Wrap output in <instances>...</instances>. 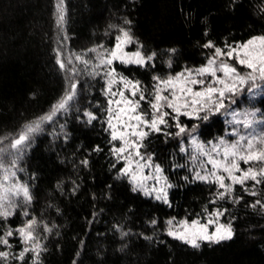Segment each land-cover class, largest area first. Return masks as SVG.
I'll list each match as a JSON object with an SVG mask.
<instances>
[{"label": "trees", "instance_id": "trees-1", "mask_svg": "<svg viewBox=\"0 0 264 264\" xmlns=\"http://www.w3.org/2000/svg\"><path fill=\"white\" fill-rule=\"evenodd\" d=\"M121 29L130 30L145 56L155 55L145 66L113 61L111 67L139 81L150 100L154 76L206 63L215 48L205 44L224 48L264 35V0H0V148L6 149L0 152V178L14 172L32 195L7 220L0 217V235L35 218L42 249L38 258L28 252L15 259L23 244L13 235L12 255L0 264H264V182L234 184L219 199L225 190L193 176L176 135L179 123L203 142L223 137L222 114L208 120L197 118L205 113L181 114L168 117L159 132L145 128L142 149L171 185L168 203L133 191L122 174L123 163L112 151L118 144L108 124L107 77L96 69L98 53L112 49ZM60 51L75 71L76 94L17 153L12 140L51 113L67 92ZM77 56L88 66L77 64ZM149 106L141 101L147 119ZM255 106L264 111V95ZM85 113L96 119L89 123ZM217 211L232 228L231 240L193 248L166 233L170 218L204 221Z\"/></svg>", "mask_w": 264, "mask_h": 264}, {"label": "snow or ice", "instance_id": "snow-or-ice-1", "mask_svg": "<svg viewBox=\"0 0 264 264\" xmlns=\"http://www.w3.org/2000/svg\"><path fill=\"white\" fill-rule=\"evenodd\" d=\"M63 17L61 16V19ZM126 23H131L126 21ZM121 35L117 36L116 46L109 50H105L103 53H98L97 58L99 64L96 67H105L108 70L103 73L106 80L105 95H110L112 97H119V99L109 100V128L112 130L111 139L113 141L120 140V147H113V154L120 159L126 161V167L122 169V173L127 175L132 169L133 164L136 165V170L142 169L145 164L141 163V160L145 158L141 155L139 149L143 147V140L149 135V131L159 132L161 129L159 125H167V120L170 113L164 111L165 107L172 109L177 115L173 119H177L179 115H190L188 112L181 113V108L192 107L193 111L200 112L203 111L205 114L198 119L208 120L209 115L219 112L225 107L224 100L226 99L227 93L234 94L238 85L247 84L249 81L252 82V86L248 91H252L254 88L260 87L256 83L257 79L264 81V35L253 37L246 42L233 45H226L227 51L219 47H215L212 42L204 45L206 48H215V53L213 58L209 59L208 64L201 68L191 70L188 69L185 72L177 73L174 77L169 76L167 79H161L160 77L154 76L153 80L156 81L154 87V92L151 94V99L145 95V90L140 87L139 81L128 80L124 76H118L116 70L111 67L114 60H119L121 63H136L140 66H145L147 62L152 61L153 55L143 56L139 51L132 53L131 56L123 51L124 43L132 42V37L129 31L121 29ZM102 47V46H100ZM90 51L96 52L97 49H91ZM172 51H175L174 49ZM134 57V59H133ZM227 57L229 59L236 60L240 65L246 66L250 71L246 75H240L237 69L230 64L226 63L223 59L217 63V58ZM77 61L85 64L87 67L90 61L83 59L80 56L76 57ZM60 63L61 68L64 64ZM217 72H222L223 76L227 79L217 76ZM92 75H97L99 73L93 72ZM211 76L214 78L212 82H209L202 91H193L190 85H205V79L198 77ZM228 81H231L229 83ZM122 83L124 88L119 91H113L112 85ZM215 85H223V87H216ZM179 86L180 95L177 94V87ZM77 84L71 83L69 85V91H67L64 97L55 104L52 108L51 113L41 117L39 121L32 125H28L25 132H22L18 138L12 140L10 148L15 150V152L20 153L25 147V142L29 139V134L40 129V124L44 121H49L56 115L57 112L61 110H66L69 101H71L76 94ZM125 91L130 93L132 98L125 95ZM164 92H168L169 95H164ZM137 94H139L138 99H134ZM191 96L192 99L189 102L184 99V103H180L182 97ZM214 97H217L214 99ZM141 101H147L152 109L151 118H146V113L141 109ZM116 104L117 106L123 104L126 107H121L115 114L111 105ZM88 116V122L91 123L92 120L96 119L91 113H85ZM123 117H127L124 119ZM113 119L117 120L120 125V129H117V125L113 124ZM135 121V123H132ZM237 123H242L245 129H252L254 125L261 123V121L256 119V113L250 112L245 113V119L243 121H238ZM179 128V132L176 135L185 133L187 129L181 126L179 123L176 125ZM195 127V126H194ZM147 128L149 131H145ZM238 135V139L228 144L225 140L221 139L218 144L214 145L211 149L212 152H217V154L222 151L223 159L216 160L213 159L209 153V163L212 164L214 169L222 170L227 174L218 175L216 171L211 173V176L215 178V181L219 184V187L224 189V192L218 194L219 199H223L226 193L232 191V185L241 184L244 185L246 181L252 180L255 184L264 182V134L256 135L254 133H249L247 136ZM6 139V138H5ZM2 143V141H0ZM99 149H97L98 151ZM183 150V149H182ZM6 151L5 148H0V152ZM135 157H140V159H135ZM151 160V157H147L146 163ZM240 161L249 165H258L257 167L249 166L246 170L241 169ZM87 165L88 161H83ZM4 166L0 164V168ZM12 167L15 168V161H13ZM161 168L157 165L155 172L157 176L155 179L157 183H161L163 177L161 174ZM236 173H239L237 175ZM14 176L15 173L13 172ZM9 176L5 175L3 177L4 181L9 180ZM135 180V176H133ZM196 179L207 181L208 176H201L199 173L196 175ZM230 180L231 184H226L225 180ZM166 183V181L164 182ZM171 187V185H167ZM143 189L142 184H134L133 191L137 189ZM145 194H150V191L144 189ZM151 191L157 192L156 199L163 200L168 203L166 188L161 186L159 189H152ZM255 195V192L251 193ZM23 196L25 204H30L32 200V195L29 188L25 185L13 184L9 188H3L0 185V217L7 220L10 216L14 214V210L17 207V203L11 199V197ZM260 204V201L256 202ZM264 206V205H262ZM255 207V205H253ZM25 216L28 215L27 211L23 213ZM210 216L219 217L223 213L217 211L215 213H209ZM215 220L209 219L208 223L212 224ZM155 223V221H153ZM170 225L172 221L168 222ZM37 221L35 218L28 220L23 226L12 230L4 232L0 235V245H4L11 248L9 243V237H12L15 233H18L22 242L28 245L32 242V247H24V249L19 253L15 259L23 260L26 253L32 251L36 253L38 258L39 252L42 250L36 236L34 235L35 227ZM181 225L183 227L182 232L169 230L168 235L173 236L175 239H179L182 242L189 244L193 248H199L200 243L198 241L205 240L212 243H219L223 240H231L233 237V231L230 225L219 224L217 226L216 232L209 233L207 225L201 224L200 221L192 220L191 224L188 225L186 221H182ZM45 231H50L45 227ZM12 254L8 251H0V260L7 262ZM35 264V261H34Z\"/></svg>", "mask_w": 264, "mask_h": 264}, {"label": "rangeland", "instance_id": "rangeland-1", "mask_svg": "<svg viewBox=\"0 0 264 264\" xmlns=\"http://www.w3.org/2000/svg\"><path fill=\"white\" fill-rule=\"evenodd\" d=\"M124 30L129 31V33H130V30H127V29H124ZM120 35H121V31L119 32L118 36H120ZM130 35L132 37V42L124 43L123 51L125 53H128L130 56L132 53L139 51L143 56H145L141 51L140 43L132 36L131 33H130ZM116 44H117V39H116V42H115L114 46L112 47V49L116 46ZM233 46H235V45H233ZM221 49H223L224 51H227L226 47L221 48ZM214 53H215V50H214L213 54L209 57V59L213 58ZM58 59L60 60L61 63L64 64V67L62 69L64 70V72L66 74V81L68 84L67 91H69V85L74 82V80L72 79V76H73V73L75 71L73 70V68L71 66V62L69 63L66 60V58L62 55L61 51L58 54ZM133 59H134V57H133ZM209 59L206 61V63L203 66H206L208 64ZM221 59H223L226 63L230 64L231 66L235 67L237 69V72L240 75H246L250 71V69H248L246 66L240 65L236 60L229 59L227 57L217 58V63H219V61ZM114 61L120 62L119 60H114ZM76 63L79 64V61H77V59H76ZM128 64H136V63H128ZM136 65H139V64H136ZM203 66H201V67H203ZM201 67H198V68H201ZM198 68H190V69L195 70ZM96 69H99V71L103 72V73L108 70L105 67H97ZM186 70H188V69H184L182 72H185ZM174 76L175 75H173V77ZM217 76L224 78V79H227L226 77L223 76L222 72H217ZM167 78L168 77L163 78V79H167ZM198 78L205 79L206 83L203 86L202 85H190L193 88V91H202L203 88L206 87L209 82H212L214 80V78L211 76L198 77ZM228 82L231 83V81H228ZM256 83L258 85H260V87L254 88L251 92L248 91V89L252 86V82L249 81L247 84L238 85L234 94H232V93L226 94V99L224 100L225 107L218 112V113L223 115V117L226 120V124H227L226 131H225L223 137L217 138V139L212 140V141L203 142V141L199 140V138L197 137V132L194 129H188L185 133H182L179 135V139L181 141L182 149L184 150V152L186 153V156L188 157V160L190 161L191 171H192L193 176L195 178H196L197 173H199L201 176H208L209 179L207 181H213L219 186V184L215 181V178L211 176V173L213 171H216L218 175H224L225 177L227 176V174L224 173L222 170L214 169L212 164L208 162L209 161V153L213 159H216V160H222L223 159L222 151H220V153L217 154V152L211 151L212 147L214 145L218 144L221 139L225 140L228 144L235 142L238 139L237 133L239 135H245V136H247L249 133H254L256 135L264 134V111L260 110V108L255 106L256 101L264 95V81H260L259 79H257ZM155 85H156V81H155ZM215 86L218 88L223 87V85H215ZM123 88H124V85L122 83H117V84L112 85L113 91H119ZM176 91H177V94L180 95L179 86L177 87ZM163 94L169 95L168 92H164ZM125 95L128 96L129 98H132L128 91H125ZM137 98H138V94L134 99H137ZM216 98L217 97H214V99H216ZM111 99L116 100V99H119V97L118 96L117 97L111 96ZM184 99H187L190 102L192 97L191 96L182 97V99L180 100L181 104L184 103ZM111 107L113 109V113L115 114V112H117L119 110V108L126 107V106L123 104H121L119 106H117L116 104H113V105H111ZM149 110L152 113V109L150 106H149ZM163 110L170 113V115L168 117H175L177 115L170 108L165 107ZM185 111L190 114L187 116H198L199 114L204 113L203 111H200V112L193 111V108L191 106L188 108H181V113H183ZM250 112H255L256 113V119L261 121V123L254 125L252 129H245L243 127L242 123H237V122L243 121L245 119V113H250ZM168 117H165V119L167 120ZM108 118H109V116H108ZM123 118L127 119V117H123ZM112 123L117 125L118 130L120 129V125L118 124L117 120L113 119ZM132 123H135V121H133ZM108 124H109V122H108ZM110 132H112L111 129H110ZM178 132H179V130H178ZM116 141L118 144V146H116V147H120L121 141L120 140H116ZM139 151H140L141 155L145 158V160H141V163L145 164V166L140 170H136V165L133 164L132 169L129 171V174H127V175H125L123 173L122 174L129 180L132 187H134V184H142L143 189L138 188L137 190H139L145 194L144 189H147L150 191V194H148V195L152 196L153 198H156L158 193L155 191H151V190L152 189H159L161 186H163L166 188V191H167L169 188V187H167V185H169V184H168V182H167V180H166V178L162 172L160 175L163 177V180L161 181V183H157V180L155 179V177L157 176V173L155 172V168H156L157 164L154 163L152 160H150L146 163L147 157H150V156L144 152L142 147L139 149ZM117 159L122 161L123 169H124L126 167V161L124 159H120L118 157H117ZM135 159H140V157H135ZM239 163H240L241 169H244V170H246L249 166H253V167L258 166V165L245 164L242 161H240ZM236 174L239 175V173H236ZM4 176H2L0 178V185H2L3 188H5V189L11 187L13 184L23 185L13 175H8L10 178L7 181H4V179H3ZM133 176H135V180L133 179ZM165 181H166V183H164ZM225 183L231 184V181L226 179ZM11 199L17 203V207L14 211H18L25 206V202L23 200L22 195L17 196V197H11ZM22 211H24V209H22ZM209 219H213V220H215V222L212 224H209L208 223ZM169 221H172L171 225L168 223ZM182 221H186L188 223V225L191 224V221H188L185 219H175V218L168 219L166 222V233L168 234L170 229L173 231L182 232L183 231V227L181 225ZM200 223L207 225L209 233L216 232L217 226L219 224L230 225L228 223L220 222L219 217H213L210 215L207 216L204 221H200ZM14 235H16L21 240L18 233H15ZM21 242H22V240H21ZM198 242L200 243V242H210V241L200 240ZM22 244H23V249L26 246L30 247V248L32 247V242H29L28 245H25L23 242H22ZM9 250H10V248H8L4 245H0V251H8L9 252ZM30 252H32V251H30ZM32 253H35V252H32Z\"/></svg>", "mask_w": 264, "mask_h": 264}]
</instances>
